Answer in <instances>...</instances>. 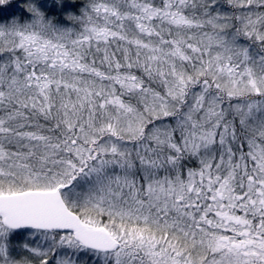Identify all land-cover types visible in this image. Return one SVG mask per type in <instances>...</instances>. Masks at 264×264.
<instances>
[{
    "label": "snow or ice",
    "instance_id": "obj_1",
    "mask_svg": "<svg viewBox=\"0 0 264 264\" xmlns=\"http://www.w3.org/2000/svg\"><path fill=\"white\" fill-rule=\"evenodd\" d=\"M0 264H264V0H0Z\"/></svg>",
    "mask_w": 264,
    "mask_h": 264
},
{
    "label": "trees",
    "instance_id": "obj_2",
    "mask_svg": "<svg viewBox=\"0 0 264 264\" xmlns=\"http://www.w3.org/2000/svg\"><path fill=\"white\" fill-rule=\"evenodd\" d=\"M14 10H15V5H14Z\"/></svg>",
    "mask_w": 264,
    "mask_h": 264
}]
</instances>
